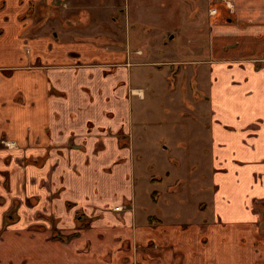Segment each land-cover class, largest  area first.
<instances>
[{"label": "crops", "instance_id": "1", "mask_svg": "<svg viewBox=\"0 0 264 264\" xmlns=\"http://www.w3.org/2000/svg\"><path fill=\"white\" fill-rule=\"evenodd\" d=\"M55 1L0 0V264H148L141 251L155 230L164 248L150 250V263L172 264L174 256L179 264L264 261L252 232L242 254L230 248L247 227L264 228V0H233L237 16L225 7L210 15L207 0L200 59L182 62L200 63L188 76L197 79L203 141L197 172L202 165L210 171L203 181L213 186L202 213L236 231L207 246L134 204L132 107L145 90L133 86L142 76L132 68L148 58L147 45L134 55L128 47V56L122 44L58 43L54 33L66 31L58 29L64 17ZM158 156L165 162L167 153Z\"/></svg>", "mask_w": 264, "mask_h": 264}, {"label": "rangeland", "instance_id": "2", "mask_svg": "<svg viewBox=\"0 0 264 264\" xmlns=\"http://www.w3.org/2000/svg\"><path fill=\"white\" fill-rule=\"evenodd\" d=\"M130 1L132 6L128 4L129 0H56L55 13L64 17L57 26L58 29L63 28L66 35L56 32V36H52L56 37L58 43H94L99 49L122 44L128 56V47L131 55H134L138 47L144 49L147 45L148 58L138 57L139 63L134 64L132 68L133 72H140L142 76L140 80L133 82V86H140L145 90V98L133 100L132 107L135 132L133 150L138 156L137 171L136 174L133 173L134 204L141 211L147 210L149 214L161 217L163 222H168L164 224L169 228L170 223L179 224L178 235L184 239V235L190 234L189 239L193 244L197 239L203 246L214 240L223 242L228 233L235 234V229H225L217 220L202 213L204 206L209 202L207 194L213 190V186H205L203 181L209 179L210 171L205 170L202 173V165L197 172L199 165L204 162L199 159L198 152V147L203 146V141H200V135L198 137L196 134L198 120L195 119V113L198 106L196 109L193 101L197 100V79L193 78L190 82L188 76V71L195 72L200 63L182 64L183 61L200 59L196 48L202 38H207L205 32L210 21L209 4L207 0H196V4L192 0ZM108 3L114 5V9ZM131 7L136 10V15L130 14ZM95 10H99L96 16ZM214 28L215 25L209 31ZM197 29L201 33L197 32ZM28 50L29 48L27 52ZM138 51L139 56L144 53ZM151 59L158 61V65L151 66L147 61ZM136 93L141 95L142 91ZM161 153H167L165 162L158 156ZM168 157L171 161H168ZM168 170L171 175L165 176L164 173ZM172 190H175L179 197H173ZM155 191L156 197L153 195ZM204 199L205 202H202ZM199 210L201 212L198 215ZM198 216L199 219L195 222ZM194 226V232H189ZM161 231L165 235L170 229ZM249 232L257 237V246L261 244L264 248V228L261 226L259 229L247 227L245 236L240 237L237 244H230V248L242 254L243 247L250 238L247 237ZM158 235H161L160 230H155L141 253L148 256V264H171L170 259L167 261L162 257L150 263V250L164 248L158 244ZM239 244L241 246L238 247ZM114 253L111 251L110 255ZM221 253L219 245V254ZM202 254L201 251L200 256ZM176 258L177 256L172 258V264L180 263ZM237 261H242L243 264H264L263 260L256 263L242 259ZM138 262L137 264H140V261ZM235 263L230 261L222 264Z\"/></svg>", "mask_w": 264, "mask_h": 264}, {"label": "flooded vegetation", "instance_id": "3", "mask_svg": "<svg viewBox=\"0 0 264 264\" xmlns=\"http://www.w3.org/2000/svg\"><path fill=\"white\" fill-rule=\"evenodd\" d=\"M210 2H211L210 3V6H211L210 15L211 14L215 15L218 12L220 7H225L229 15H235V16L238 15L236 6L233 0H211ZM116 211L118 210L116 209Z\"/></svg>", "mask_w": 264, "mask_h": 264}, {"label": "built area", "instance_id": "4", "mask_svg": "<svg viewBox=\"0 0 264 264\" xmlns=\"http://www.w3.org/2000/svg\"><path fill=\"white\" fill-rule=\"evenodd\" d=\"M10 143H11V142H8V145H9ZM116 209L119 210V209H122V207L119 206V207H116Z\"/></svg>", "mask_w": 264, "mask_h": 264}]
</instances>
